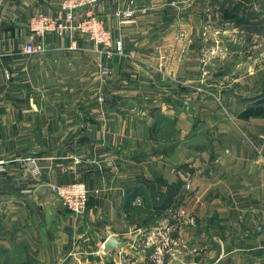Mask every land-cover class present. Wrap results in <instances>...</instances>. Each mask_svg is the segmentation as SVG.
Returning <instances> with one entry per match:
<instances>
[{
    "label": "crops",
    "instance_id": "obj_1",
    "mask_svg": "<svg viewBox=\"0 0 264 264\" xmlns=\"http://www.w3.org/2000/svg\"><path fill=\"white\" fill-rule=\"evenodd\" d=\"M131 1L149 10L120 26L115 10ZM212 4L102 0L97 12L136 51L102 77L83 39L22 51L30 17L60 0H0V264H147L143 232L168 225L170 206L194 224L174 233L165 264H264V61L221 48L229 31ZM76 177L92 190L82 217L35 195ZM111 235L127 244L105 252Z\"/></svg>",
    "mask_w": 264,
    "mask_h": 264
},
{
    "label": "built area",
    "instance_id": "obj_2",
    "mask_svg": "<svg viewBox=\"0 0 264 264\" xmlns=\"http://www.w3.org/2000/svg\"><path fill=\"white\" fill-rule=\"evenodd\" d=\"M102 0H60V7L55 14L37 13L30 17L28 22V41L24 44L22 51L28 55L45 54L49 48V38L56 36L70 40V49H78L80 39L88 42L87 50L91 51L96 58L98 71L103 76L112 73L111 61L113 57L128 56L136 57V51L127 47L123 38L117 37L114 31L108 27L104 16L96 10V5ZM148 8L137 7L132 1L118 7L115 15L118 17L119 25H129L138 22L139 12L146 14ZM7 52L0 45V65ZM206 75L207 71L204 70ZM199 93L206 94L201 86H197ZM103 100V95H100ZM222 105L221 100L216 99ZM73 163L65 170H73L76 174L77 166L81 159L74 157ZM28 170L32 177L37 178L42 174V167L39 158L28 157L26 159ZM7 169V162L0 160V174ZM190 185L187 179L183 186ZM52 190L58 194L61 203L75 216L82 217L88 207V201L92 190L87 182L76 177L71 181L51 185ZM171 221L164 227H154L145 229L142 243L144 248L152 247L151 257L154 264H165V257L169 254L178 242L174 238L184 224H194L193 218H186L184 210H178L172 206L167 208ZM262 230V227H258ZM122 254V251H120ZM199 264H207L201 262Z\"/></svg>",
    "mask_w": 264,
    "mask_h": 264
},
{
    "label": "rangeland",
    "instance_id": "obj_3",
    "mask_svg": "<svg viewBox=\"0 0 264 264\" xmlns=\"http://www.w3.org/2000/svg\"><path fill=\"white\" fill-rule=\"evenodd\" d=\"M208 1V0H207ZM212 1V0H210ZM222 3V0H217V2H214V5L212 6L219 7ZM248 8H252L254 10L255 17H258V19L263 18L264 19V0H251L248 4ZM241 8H238L237 11L233 15H229L232 12L230 10H227L226 17L224 16L223 12L220 14V18L222 17L226 24V29H228L229 33H226L224 37L225 42L223 43L224 47L221 48H228V50L233 49L232 43L236 45V48L239 50L246 48V53L256 51L258 53L257 55V61L258 63L264 61V30L262 33H257L254 29H247L245 26L232 28V20H230L233 17H245L244 13H242ZM226 13V10L224 11ZM228 16V17H227ZM223 22V21H222ZM236 40V42H233ZM211 46V44L209 45ZM255 59L253 58V61ZM261 64V63H260Z\"/></svg>",
    "mask_w": 264,
    "mask_h": 264
},
{
    "label": "trees",
    "instance_id": "obj_4",
    "mask_svg": "<svg viewBox=\"0 0 264 264\" xmlns=\"http://www.w3.org/2000/svg\"><path fill=\"white\" fill-rule=\"evenodd\" d=\"M217 2V0H212L211 2L214 4V2ZM251 0H222V3L220 4L221 9L226 10V13H224V16L226 17L227 10H230L232 12L229 15H233L238 8L242 7V13H244L245 17H233L230 20L231 22L238 27L245 26L247 29H254L257 33H262L264 30V19H258V17H255L254 10L252 8H248V3ZM228 17V16H227ZM147 264H154L153 261L148 260Z\"/></svg>",
    "mask_w": 264,
    "mask_h": 264
},
{
    "label": "water",
    "instance_id": "obj_5",
    "mask_svg": "<svg viewBox=\"0 0 264 264\" xmlns=\"http://www.w3.org/2000/svg\"><path fill=\"white\" fill-rule=\"evenodd\" d=\"M103 101L113 102L115 99L111 96L103 95ZM36 197H38L39 202H45L47 199H57L61 201L57 193L52 190L50 185H41L35 191ZM47 200V201H48ZM127 244L126 240H118L116 236L111 235L105 240V252L110 251L111 249H119Z\"/></svg>",
    "mask_w": 264,
    "mask_h": 264
}]
</instances>
